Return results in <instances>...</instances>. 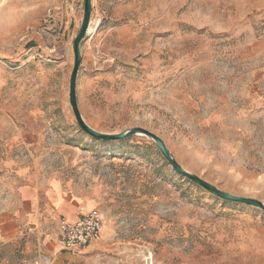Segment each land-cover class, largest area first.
I'll list each match as a JSON object with an SVG mask.
<instances>
[{
    "label": "rangeland",
    "instance_id": "obj_1",
    "mask_svg": "<svg viewBox=\"0 0 264 264\" xmlns=\"http://www.w3.org/2000/svg\"><path fill=\"white\" fill-rule=\"evenodd\" d=\"M81 1L0 0V212L38 182L50 201L94 204L101 237L67 264H264V210L188 180L144 134L81 128L70 103ZM49 9L61 37L34 34ZM91 26L76 83L84 120L145 128L188 171L264 203V0H92ZM44 213L40 237L7 245L10 264L31 263L39 243L61 248L60 220Z\"/></svg>",
    "mask_w": 264,
    "mask_h": 264
},
{
    "label": "crops",
    "instance_id": "obj_2",
    "mask_svg": "<svg viewBox=\"0 0 264 264\" xmlns=\"http://www.w3.org/2000/svg\"><path fill=\"white\" fill-rule=\"evenodd\" d=\"M57 199L50 201L46 196V187L43 183L25 185L18 189L14 194L11 206L0 212V264H10L5 255L7 254V245L14 244L18 240L25 237L28 233H33L40 237V225L44 218L45 207L55 220L65 218L69 221H75L80 216L81 209L89 210L91 208L87 202H80L71 196L55 195ZM84 204V205H83ZM58 241L60 243L59 231ZM61 245V243H60ZM48 250L54 253V258H42V252ZM62 247L54 252L50 245L43 246L39 243L38 256L31 262L26 264H67L65 261L70 260L69 253L62 252ZM64 251V250H63ZM12 264V263H11ZM13 264H17L13 262ZM19 264V263H18Z\"/></svg>",
    "mask_w": 264,
    "mask_h": 264
},
{
    "label": "water",
    "instance_id": "obj_3",
    "mask_svg": "<svg viewBox=\"0 0 264 264\" xmlns=\"http://www.w3.org/2000/svg\"><path fill=\"white\" fill-rule=\"evenodd\" d=\"M91 12H92V0H85L84 17H83L82 25L80 27V31L74 42L75 63H74V68H73L71 78H70V103H71L73 112L75 114V117L79 125L81 126V128L85 132H87L89 135H91L92 137H95L101 140H122L132 134H144L145 136L150 137L156 143V145L162 151L165 158L170 162V164L173 166L175 171L178 172L179 174L187 177L188 179H191L193 182L197 183L198 185L202 186L204 189L210 191L212 194L222 199L252 205V206H255V207H258L264 210V203L261 200H258L256 198L229 194L219 189L217 186L213 185L212 183L204 180L200 176L185 169L180 163H178L175 160V158L173 157L171 151L166 146L163 139L160 138L155 133L145 128H142V127H134V128L126 129V130H123L115 134L102 133L92 128L84 120L79 110L78 103H77L76 83H77V76H78V71H79V66H80V61H81L80 45L82 41L86 38V36H88Z\"/></svg>",
    "mask_w": 264,
    "mask_h": 264
},
{
    "label": "built area",
    "instance_id": "obj_4",
    "mask_svg": "<svg viewBox=\"0 0 264 264\" xmlns=\"http://www.w3.org/2000/svg\"><path fill=\"white\" fill-rule=\"evenodd\" d=\"M76 1L80 0H67L71 11L78 9L79 5L76 4ZM81 2L83 3V0ZM34 34L46 39H50L55 35L61 37L58 13L49 9L42 20V24L34 30ZM103 225L104 216L97 207L89 210L81 209L80 216L75 221H69L65 218L60 219L58 231L62 249L68 252H78L89 247L101 237Z\"/></svg>",
    "mask_w": 264,
    "mask_h": 264
},
{
    "label": "bare ground",
    "instance_id": "obj_5",
    "mask_svg": "<svg viewBox=\"0 0 264 264\" xmlns=\"http://www.w3.org/2000/svg\"><path fill=\"white\" fill-rule=\"evenodd\" d=\"M93 33H94V29L92 28V26L89 28V30H88V35H93ZM90 208V207H89ZM103 230V229H102Z\"/></svg>",
    "mask_w": 264,
    "mask_h": 264
},
{
    "label": "trees",
    "instance_id": "obj_6",
    "mask_svg": "<svg viewBox=\"0 0 264 264\" xmlns=\"http://www.w3.org/2000/svg\"><path fill=\"white\" fill-rule=\"evenodd\" d=\"M184 177H185V176H184ZM188 180L192 181L191 179H188Z\"/></svg>",
    "mask_w": 264,
    "mask_h": 264
}]
</instances>
